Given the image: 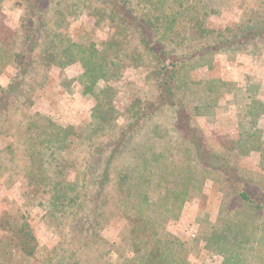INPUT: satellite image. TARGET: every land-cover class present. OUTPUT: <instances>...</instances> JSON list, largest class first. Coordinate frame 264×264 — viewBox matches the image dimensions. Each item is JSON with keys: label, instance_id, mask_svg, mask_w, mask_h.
<instances>
[{"label": "trees", "instance_id": "1", "mask_svg": "<svg viewBox=\"0 0 264 264\" xmlns=\"http://www.w3.org/2000/svg\"><path fill=\"white\" fill-rule=\"evenodd\" d=\"M226 1H18V37L7 41L0 29V55L8 51L17 69L0 86V138L7 139L0 178L12 186L20 173L32 176V193L25 210L0 217V264H204L206 252L223 264H264V180L238 174L210 148L200 126L219 111L231 83L192 81L217 56L264 51V0H254L232 26L209 27V17L221 15ZM87 14L98 25L110 24L112 34L95 41L91 31L73 41L64 33L68 20ZM61 58L82 70L73 84L79 97L94 102L89 122H30L11 132L12 117ZM140 67L153 92L130 103L133 111L124 119L115 103L119 87L111 82ZM69 85L61 86L64 95H72L63 90ZM249 89L238 88L248 100L235 111L238 150L255 153L263 171L264 97ZM207 187L215 191L207 195L217 203L215 219L205 212L182 241L168 228L180 216L181 191L186 188L187 201L196 202ZM41 195L48 196L44 226L60 240L55 249L39 247L30 224L28 208H43L36 201ZM114 222L121 228L117 241L109 242L102 232Z\"/></svg>", "mask_w": 264, "mask_h": 264}, {"label": "rangeland", "instance_id": "2", "mask_svg": "<svg viewBox=\"0 0 264 264\" xmlns=\"http://www.w3.org/2000/svg\"><path fill=\"white\" fill-rule=\"evenodd\" d=\"M18 1L20 0H0V29L3 31V37L8 38L7 41L15 40L18 37L16 33H13L17 32L19 20L23 14V8ZM254 7V0H227L223 7V13L219 16L209 17L207 25L214 29L232 26L241 20L243 14ZM63 31L70 35L73 41H78L80 37L85 36V33L90 34L91 31L94 32L93 39L95 41H103L112 34L110 24L98 25L96 17L94 18L89 14L79 21L68 20ZM208 67L209 70L203 68L193 73L192 81L202 83L200 86L210 80L216 82L218 79L226 81L228 85L231 83L224 89V91H228V94L219 101V111L211 115L208 120L200 123L209 146L218 155L223 156L238 171V174L252 181L260 182L261 178L264 180V170L262 171L259 168L258 156L244 150V148L238 150L242 148L238 143L239 138L236 127L238 119L235 118L238 113L236 114L235 111L241 110L243 104L248 101L243 92H239L238 96V88L243 91L250 88V91L255 87V92L261 93L264 97V51H255L249 56H217L211 63H208ZM16 70L15 64L9 58V52L5 50L0 55L1 87L5 88L9 84L10 79L15 77ZM241 71H243L242 80L233 82V79L238 78V73H241ZM81 73L82 70L78 64H64V60L61 58L57 66H52L48 74L46 73L47 76L39 80L40 84L37 86V90L35 88V92L28 97V101L12 117L13 127L11 132L19 133L30 122L39 125L57 124L61 126L75 123V127H82L83 124H87L89 122L88 115L94 106V102L90 96L79 97L76 94V91H79L80 88L77 84H73L75 83L73 80L78 78ZM64 83H70L69 87L65 88V86L63 90L68 91V93L72 92V95L63 94L61 86ZM111 83H113V86L119 87L115 103L119 114L124 119L133 111L130 103L132 104L134 100H143L146 96L150 97L153 92L145 67H140L137 70L127 69L123 72L121 79ZM247 84L250 85L249 88H246ZM232 93H234V96ZM63 97L64 100L61 99ZM247 120H241V122L244 123ZM146 137H149L148 133L145 134ZM6 140L0 138V149L4 147ZM243 151L245 154L241 153ZM67 177L72 179L73 174L70 173ZM5 180V176L0 178V217L5 213L25 210L26 208L23 207L24 199L27 198V194L32 193L30 185L32 176L27 178L25 174L20 173L14 179L15 184L12 186L3 185L2 183L6 184ZM205 195L194 198L196 202H190L187 201V189L183 188L181 191L178 203L181 210L180 216L176 221L168 223V228L172 234L182 241L191 238L196 220L203 218L205 212H211V220L215 219L217 213L215 206L217 203L213 201L212 205L209 200L215 196V191L207 187ZM207 195L211 197L209 196V198ZM47 197L41 195L36 200L37 202L38 200L41 201L43 208H36L34 211L28 208V211L32 213L29 220L39 247L55 249L60 243L59 237L54 230L46 229L42 219L45 214ZM120 228L121 225L114 222L102 232V235L107 241L115 242ZM206 253L204 264H223V259L220 256L210 252Z\"/></svg>", "mask_w": 264, "mask_h": 264}, {"label": "crops", "instance_id": "3", "mask_svg": "<svg viewBox=\"0 0 264 264\" xmlns=\"http://www.w3.org/2000/svg\"><path fill=\"white\" fill-rule=\"evenodd\" d=\"M242 72H243V71H241V73H238V78L233 79V80H234L233 82H235V81L240 82V81L242 80ZM237 84H238V83H237Z\"/></svg>", "mask_w": 264, "mask_h": 264}]
</instances>
